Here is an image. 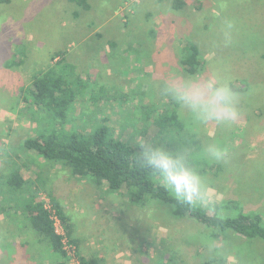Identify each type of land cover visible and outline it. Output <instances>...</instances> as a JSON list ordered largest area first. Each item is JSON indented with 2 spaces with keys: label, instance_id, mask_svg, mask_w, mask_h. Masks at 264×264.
<instances>
[{
  "label": "rangeland",
  "instance_id": "obj_1",
  "mask_svg": "<svg viewBox=\"0 0 264 264\" xmlns=\"http://www.w3.org/2000/svg\"><path fill=\"white\" fill-rule=\"evenodd\" d=\"M176 3L0 0V176L21 166L31 185L47 188L38 190L39 199L48 200L46 193L52 192L68 215L80 254L97 250L100 243L113 252L116 264L117 258L120 264H264L262 240L230 233L216 242L204 226L173 217L170 205L130 204L123 193L105 192L104 184L96 187L88 179H77L66 167L22 148L36 128L23 89L34 75L52 68L89 84L74 102L72 123L77 127L91 126L106 110L123 139L146 141L173 155L183 153L187 166L212 193L203 207L218 205L221 212L231 213L237 204L245 211H259L264 219V0ZM187 42L196 44L204 60L194 75L181 63ZM212 77L226 80L236 92L239 115L230 124L200 122L159 88L165 80L203 83ZM92 90L118 92L132 109L117 103L97 109ZM151 103L159 108L172 104L180 112L185 128L170 138V145L149 141L132 115L136 107ZM210 145L226 148L225 158H212ZM5 203L0 264H53L45 244L35 241V233L27 235L21 216H11L14 210Z\"/></svg>",
  "mask_w": 264,
  "mask_h": 264
},
{
  "label": "trees",
  "instance_id": "obj_2",
  "mask_svg": "<svg viewBox=\"0 0 264 264\" xmlns=\"http://www.w3.org/2000/svg\"><path fill=\"white\" fill-rule=\"evenodd\" d=\"M176 1L174 6L180 4V0ZM183 49L185 54L181 63L184 71L194 75L202 69L204 60L199 57L196 44L187 42ZM88 85L86 81L70 80L67 75L52 68L34 75L29 86L23 89V99L31 106L36 128L33 136L24 138L22 148L44 160L66 167L70 175L77 179H88L96 187L104 184L105 192L123 193L130 204L142 206L149 202H158L170 205L173 217L185 218L204 226L209 229L210 238L216 242H222L230 233L247 240L264 241V219L259 211H245L236 204L234 211L224 213L218 205L205 208L200 203L188 205L178 202L172 192L162 185L161 178L154 171L138 163L139 143L132 142L131 138L123 139L120 134L122 131L118 132L110 125L111 114L106 110H102L91 126L79 128L73 124L74 102L77 95ZM118 94L120 93L110 90H92L90 93L97 109H107V105L116 106L117 103L130 111L132 108L125 102L126 96L117 97ZM136 108L137 112L133 111L132 115L142 123L141 130L149 141L159 140L170 145V138L184 131L185 126L181 123L180 112L175 105L159 108L151 103ZM187 132L191 131L188 129ZM164 138L169 143H165ZM31 181L25 179L24 171L17 165L8 175L0 176V186H4L6 192L5 197H0V213L6 212L5 202H10L8 206L14 210L9 211L10 215L14 218L21 216L27 235L32 236L35 233V241L45 244L50 255L48 257L52 259L53 255L55 264H68L69 257L63 250L60 236L54 231L49 212L44 207L45 200L39 199L38 190L47 188L43 185H31ZM47 192L48 201L60 218L69 241L75 247L79 264H102L97 255L83 256L76 250L78 240L72 237V225L68 221V215L52 192ZM18 228L20 229L17 227L16 230ZM16 237L18 236L13 235L14 239ZM43 253L42 251L41 254Z\"/></svg>",
  "mask_w": 264,
  "mask_h": 264
},
{
  "label": "clouds",
  "instance_id": "obj_3",
  "mask_svg": "<svg viewBox=\"0 0 264 264\" xmlns=\"http://www.w3.org/2000/svg\"><path fill=\"white\" fill-rule=\"evenodd\" d=\"M231 26L229 23L228 27ZM159 88L162 95L169 97L202 123L215 121L225 125L238 118L236 92L226 80L212 77L199 83L172 79L160 82ZM139 148L138 163L154 171L178 202L188 205L207 204L212 199V193L202 186L198 173L185 163L183 153L173 155L146 141H140ZM207 151L215 160L224 159L227 154L226 148L214 145H210Z\"/></svg>",
  "mask_w": 264,
  "mask_h": 264
},
{
  "label": "built area",
  "instance_id": "obj_4",
  "mask_svg": "<svg viewBox=\"0 0 264 264\" xmlns=\"http://www.w3.org/2000/svg\"><path fill=\"white\" fill-rule=\"evenodd\" d=\"M44 207L49 212V217L53 222L54 231L57 235L60 236V241L63 250L67 253V256L70 258L71 264H79L78 258H76L75 254V247L74 245L69 241L65 229L62 226V222L60 221V218L57 216L55 209L52 207L51 203L46 200L44 203Z\"/></svg>",
  "mask_w": 264,
  "mask_h": 264
},
{
  "label": "crops",
  "instance_id": "obj_5",
  "mask_svg": "<svg viewBox=\"0 0 264 264\" xmlns=\"http://www.w3.org/2000/svg\"><path fill=\"white\" fill-rule=\"evenodd\" d=\"M103 247H105V246H103L102 244L99 243V248L97 247V250L89 251V252H83L82 255L83 256L97 255V257L101 260V262L103 260L102 264H116L115 261L111 259V258H114L112 256L113 252L107 251V249H105ZM7 259H9V258H7ZM13 261L14 260L12 259V262ZM117 261H118L117 264H120L118 258H117ZM55 262L56 261H54L53 264H55Z\"/></svg>",
  "mask_w": 264,
  "mask_h": 264
}]
</instances>
